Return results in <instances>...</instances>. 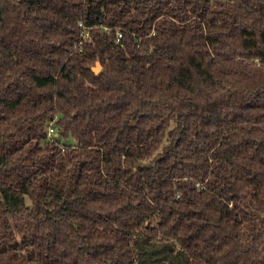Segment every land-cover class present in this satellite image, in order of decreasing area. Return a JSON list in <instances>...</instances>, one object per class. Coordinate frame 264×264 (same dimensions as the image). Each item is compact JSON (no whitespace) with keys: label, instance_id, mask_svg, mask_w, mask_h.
Masks as SVG:
<instances>
[{"label":"trees","instance_id":"1","mask_svg":"<svg viewBox=\"0 0 264 264\" xmlns=\"http://www.w3.org/2000/svg\"><path fill=\"white\" fill-rule=\"evenodd\" d=\"M0 264H264V0H0Z\"/></svg>","mask_w":264,"mask_h":264},{"label":"built area","instance_id":"2","mask_svg":"<svg viewBox=\"0 0 264 264\" xmlns=\"http://www.w3.org/2000/svg\"><path fill=\"white\" fill-rule=\"evenodd\" d=\"M80 26V35L82 37V39H88L90 37V29L88 27H86L82 22L79 23ZM106 31H110V29L108 27H105ZM122 38V33L120 31H117V35H116V42H120ZM48 135L51 138H58L59 135V131L56 125H54L53 123H51L48 126Z\"/></svg>","mask_w":264,"mask_h":264},{"label":"water","instance_id":"3","mask_svg":"<svg viewBox=\"0 0 264 264\" xmlns=\"http://www.w3.org/2000/svg\"><path fill=\"white\" fill-rule=\"evenodd\" d=\"M93 69L96 73H98L101 69V64L98 62L97 65Z\"/></svg>","mask_w":264,"mask_h":264},{"label":"rangeland","instance_id":"4","mask_svg":"<svg viewBox=\"0 0 264 264\" xmlns=\"http://www.w3.org/2000/svg\"><path fill=\"white\" fill-rule=\"evenodd\" d=\"M61 136H59V138H60Z\"/></svg>","mask_w":264,"mask_h":264}]
</instances>
